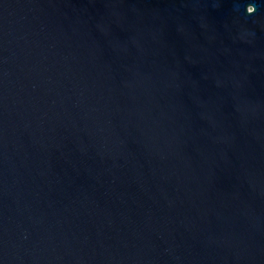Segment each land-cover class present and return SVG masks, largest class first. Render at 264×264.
I'll return each mask as SVG.
<instances>
[{"label": "water", "instance_id": "95a60500", "mask_svg": "<svg viewBox=\"0 0 264 264\" xmlns=\"http://www.w3.org/2000/svg\"><path fill=\"white\" fill-rule=\"evenodd\" d=\"M0 264H264V0H0Z\"/></svg>", "mask_w": 264, "mask_h": 264}]
</instances>
